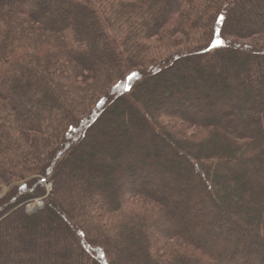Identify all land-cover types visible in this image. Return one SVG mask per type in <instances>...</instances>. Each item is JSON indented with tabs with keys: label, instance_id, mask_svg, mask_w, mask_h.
Masks as SVG:
<instances>
[{
	"label": "trees",
	"instance_id": "trees-1",
	"mask_svg": "<svg viewBox=\"0 0 264 264\" xmlns=\"http://www.w3.org/2000/svg\"><path fill=\"white\" fill-rule=\"evenodd\" d=\"M263 35L264 0H0V264H264Z\"/></svg>",
	"mask_w": 264,
	"mask_h": 264
},
{
	"label": "rangeland",
	"instance_id": "rangeland-1",
	"mask_svg": "<svg viewBox=\"0 0 264 264\" xmlns=\"http://www.w3.org/2000/svg\"><path fill=\"white\" fill-rule=\"evenodd\" d=\"M260 39H261L260 41L264 42V35ZM31 178H32V176L28 177L25 181L16 182L13 185H9V186H7V185H0V199L4 198L11 191L12 187H14V186L17 187V186L23 185L27 180H30ZM44 185H45V191L47 193H49L51 191V189H52V184H49L47 181H45L44 182ZM45 197H46V195L43 196L41 199H36L33 202H31L30 204H28L27 207H26L27 211L29 213L38 211V209H40L42 206H39V205L37 206L36 205V201L42 200ZM42 202H43V200H42Z\"/></svg>",
	"mask_w": 264,
	"mask_h": 264
},
{
	"label": "built area",
	"instance_id": "built-area-1",
	"mask_svg": "<svg viewBox=\"0 0 264 264\" xmlns=\"http://www.w3.org/2000/svg\"><path fill=\"white\" fill-rule=\"evenodd\" d=\"M36 205L38 206H42L43 205V202H42V200H38V201H36ZM30 207V206H29ZM31 208V207H30Z\"/></svg>",
	"mask_w": 264,
	"mask_h": 264
},
{
	"label": "water",
	"instance_id": "water-1",
	"mask_svg": "<svg viewBox=\"0 0 264 264\" xmlns=\"http://www.w3.org/2000/svg\"><path fill=\"white\" fill-rule=\"evenodd\" d=\"M46 180L44 179V182H45ZM36 208V207H35ZM37 209V208H36ZM39 210V209H38Z\"/></svg>",
	"mask_w": 264,
	"mask_h": 264
},
{
	"label": "snow or ice",
	"instance_id": "snow-or-ice-1",
	"mask_svg": "<svg viewBox=\"0 0 264 264\" xmlns=\"http://www.w3.org/2000/svg\"><path fill=\"white\" fill-rule=\"evenodd\" d=\"M223 17H221V19H222Z\"/></svg>",
	"mask_w": 264,
	"mask_h": 264
}]
</instances>
